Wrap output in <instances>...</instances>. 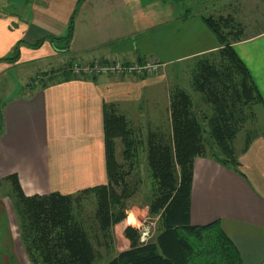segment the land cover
<instances>
[{"label":"crops","instance_id":"0c3cea01","mask_svg":"<svg viewBox=\"0 0 264 264\" xmlns=\"http://www.w3.org/2000/svg\"><path fill=\"white\" fill-rule=\"evenodd\" d=\"M186 1L0 0V59L13 55L22 41L17 60L0 61V79L15 71L23 79L21 92L0 100V182L5 188L0 197V264H11L10 254L18 264L26 256L9 176L17 175L27 196L68 194L105 184L107 108L129 121V115L134 120L137 114L170 109L163 71L140 78L53 75L78 60L153 57L168 65L218 49L219 40L204 21V16L216 17L218 8L187 12ZM43 38L41 46H30ZM233 46L264 110V30ZM53 67L57 72L51 74ZM47 71L52 77L34 82L38 72ZM12 84L2 86L8 91ZM239 164L241 171L236 172L195 158L191 222L219 220L245 264H264V134H255L247 149L243 147Z\"/></svg>","mask_w":264,"mask_h":264},{"label":"trees","instance_id":"16d2710c","mask_svg":"<svg viewBox=\"0 0 264 264\" xmlns=\"http://www.w3.org/2000/svg\"><path fill=\"white\" fill-rule=\"evenodd\" d=\"M204 21L219 40L220 59L215 65L207 57L199 58L192 77L193 87L212 105L213 112L207 124L212 141L226 158L220 163L239 172L237 167L233 168L239 165L233 142L247 120L244 106L260 104L262 98L233 46L241 33V30L233 31L240 27L239 24L228 16H204ZM72 27L73 20L69 24V35ZM228 27L234 28L226 29ZM43 42L44 38L30 46L39 47ZM21 44L22 41L15 46L13 55L0 61L17 60ZM39 80L40 76H37L34 82ZM170 118L169 142L164 141L160 132L155 133L150 136L148 148V163L157 186L148 208L152 216H159V231L153 240L141 243L139 229L128 226L125 235L131 242L130 247L121 250L105 264H245L219 220L203 225L191 222L194 161L197 156L205 154L206 130L193 96L182 88L171 93ZM104 123L107 174L111 183H118L121 163L116 155L117 139L126 146L131 145L132 142H128L133 131L131 121L115 109L107 108ZM254 135L248 132L245 150ZM6 180L12 185L9 194L13 199L20 237L33 264H95L97 251L84 219L76 210L83 199L60 192L27 196L17 175ZM109 189L107 185H95L80 191L85 196H94L95 220L106 242L111 238L112 225L126 217L123 207L120 206L122 211L119 212L112 208L117 204V197L113 188Z\"/></svg>","mask_w":264,"mask_h":264},{"label":"rangeland","instance_id":"374dc122","mask_svg":"<svg viewBox=\"0 0 264 264\" xmlns=\"http://www.w3.org/2000/svg\"><path fill=\"white\" fill-rule=\"evenodd\" d=\"M170 1L178 5L179 1L182 0ZM213 5H216V7L212 8ZM217 8L219 11V16L217 15L216 17H232L235 23L239 24L240 27L226 28H234L233 31L241 30L239 38L237 39L238 41L253 33H258L264 30V0H187L185 10L187 12H201L202 10L205 12L206 9L214 11ZM12 10L15 9L11 8V11ZM245 20L249 21L247 22L246 27H242V22ZM248 24L249 27H247ZM218 49L168 65L161 64L158 72L146 76H157L163 71V75H167L166 85L169 89V98L171 93L178 88L186 90L193 96L196 111L201 118L206 130L204 134L206 151L204 155L197 157L213 160L221 167L232 169L230 168L232 166L227 167L226 165L220 163V161L225 162L226 158L212 141L209 135V127L207 124V119L210 118L213 112L212 105L207 103L202 94L194 89L192 80L193 73L197 67L199 58L207 57L212 61L213 64H218L220 59V53ZM74 62L75 61H72L61 66L58 69V72H60L59 76L56 74L53 75L54 77L51 76V74L57 72L54 67L49 70L50 72H38L37 75L40 76V80H43L42 76H44V80L45 77L47 78L48 76L49 78H62V75H67L66 73L71 72L70 68ZM33 71H29L28 74H33ZM48 72L51 74H48ZM22 80L23 79L18 77L16 71L14 74L10 73V77H1L0 100H4L7 93L13 94L21 92L23 90ZM6 81L9 82V85L13 83L10 89L8 87V91L2 86L3 83L6 85ZM244 113L247 116V120L239 131L237 138L233 142L235 148V158L238 161L248 132H250V135L264 134V110L262 107L259 106L258 103L247 104L244 106ZM129 117L131 118V126L132 130L134 131V134L132 131V134L128 139V142H132L131 145L126 146V144L121 142V139H117L116 155L118 157L119 163H121V169L118 175L119 182L111 183L107 175V182L105 184H98L107 185L110 188L109 190L113 188L112 190L115 192V196L117 197V204L112 208L114 211L119 212L121 210V206L123 207L122 210H124V213H126V217L123 220L112 225L110 230L111 238L108 239V242H106L104 233L95 220L96 203L94 196H85L83 193H80V191L71 193L74 197H79L81 200L83 199V203L80 207H78L79 204H77L78 208L76 207V210L79 216L84 219L85 228L87 229L90 239L97 251V259L95 264H105L121 250L130 247L131 242L125 235V229L128 226L138 228L140 233L148 227V241L153 240L159 231V216H152L149 213L148 208L149 203L157 191L156 182L152 178L148 163V148L149 140L151 139L150 136L155 133L160 132V135H163L164 141L169 142V138L171 136L170 109L169 111H166L164 107H162L160 108V111L157 112L148 111L142 115L137 114L134 120L132 116L129 115ZM233 168H236L239 170V172L241 171L240 164L238 166L234 165ZM4 189L5 188L0 186V197L5 195ZM83 196L87 198H84ZM10 199L11 202H13L12 197ZM80 199L79 201H81ZM130 221L132 223H130ZM26 256L22 255L19 257L21 264H33L27 254ZM9 260L11 264H18L12 254H10Z\"/></svg>","mask_w":264,"mask_h":264},{"label":"built area","instance_id":"2783aa9c","mask_svg":"<svg viewBox=\"0 0 264 264\" xmlns=\"http://www.w3.org/2000/svg\"><path fill=\"white\" fill-rule=\"evenodd\" d=\"M161 62L153 57H146L142 60L128 61L122 58H112L106 60L75 61L70 68L75 77L96 78L110 76L117 78L143 77L159 71ZM148 227L140 234L141 243L148 242Z\"/></svg>","mask_w":264,"mask_h":264}]
</instances>
